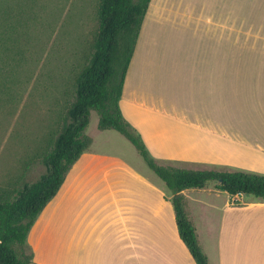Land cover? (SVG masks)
<instances>
[{"label": "crops", "instance_id": "0c3cea01", "mask_svg": "<svg viewBox=\"0 0 264 264\" xmlns=\"http://www.w3.org/2000/svg\"><path fill=\"white\" fill-rule=\"evenodd\" d=\"M120 106L161 163L264 174V0H151ZM90 137L29 232V264H197L173 194ZM190 189L221 190L182 191L209 263L264 264V199L192 205Z\"/></svg>", "mask_w": 264, "mask_h": 264}, {"label": "rangeland", "instance_id": "374dc122", "mask_svg": "<svg viewBox=\"0 0 264 264\" xmlns=\"http://www.w3.org/2000/svg\"><path fill=\"white\" fill-rule=\"evenodd\" d=\"M99 4L100 0H0V193L9 191V199L25 182L38 180L46 171L42 158L53 146L74 99L76 79L94 50ZM98 122V112L91 110L86 133L95 139L98 150L118 152L132 170L152 175L144 176L147 179L155 177L170 196L165 182L129 139L117 130L100 129ZM112 133L118 144H107ZM154 158L164 166L229 170L215 164L161 163ZM189 191H195L186 195L192 205L204 199L222 206L228 197L224 191ZM244 197L243 201L254 198ZM252 209L237 213L259 221V209Z\"/></svg>", "mask_w": 264, "mask_h": 264}, {"label": "trees", "instance_id": "16d2710c", "mask_svg": "<svg viewBox=\"0 0 264 264\" xmlns=\"http://www.w3.org/2000/svg\"><path fill=\"white\" fill-rule=\"evenodd\" d=\"M151 0H100L99 26L93 53L76 79L74 99L63 117L51 150L42 161L46 171L16 189L13 199L0 193V264H29L33 257L28 235L38 215L62 186L67 173L89 148L86 133L91 110L102 130L114 129L128 138L146 164L172 191L171 201L181 239L197 264H210L188 217L182 191L211 183L231 196L249 194L264 199V174L242 170H194L156 162L140 132L120 106L125 77ZM7 195V196H6Z\"/></svg>", "mask_w": 264, "mask_h": 264}]
</instances>
